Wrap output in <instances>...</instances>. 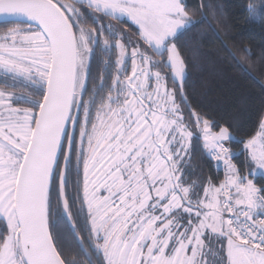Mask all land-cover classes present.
Instances as JSON below:
<instances>
[{
    "label": "snow or ice",
    "instance_id": "6c2138e0",
    "mask_svg": "<svg viewBox=\"0 0 264 264\" xmlns=\"http://www.w3.org/2000/svg\"><path fill=\"white\" fill-rule=\"evenodd\" d=\"M210 8L227 13L225 0H0V264H77L49 227L53 186L73 228L74 210L85 219L79 253L99 264H264V85L249 134L198 99L203 64L252 79ZM238 12L264 19V0ZM230 26L235 46L243 29ZM259 35L258 52L238 51L264 66ZM195 150L217 175H195Z\"/></svg>",
    "mask_w": 264,
    "mask_h": 264
},
{
    "label": "trees",
    "instance_id": "16d2710c",
    "mask_svg": "<svg viewBox=\"0 0 264 264\" xmlns=\"http://www.w3.org/2000/svg\"><path fill=\"white\" fill-rule=\"evenodd\" d=\"M187 3L191 4L194 0H186ZM211 2V0H209ZM241 0H225L227 5V13L217 12L215 15L210 9L204 10V15L207 20L213 25V27L220 34L221 38L224 39L225 43L232 48L233 53L237 59L245 64L248 71L251 73L252 79L243 77L239 71L227 68L226 65L213 66L211 63L203 64L196 72L193 77L194 83L193 88L198 94V99L201 103L209 110L218 109V114L224 116L226 119H231L234 122V126H242L244 134H249L254 130L256 122V111L260 105L261 98V85H264V66L258 63V57H254L252 61H249L241 52L238 51L240 47L239 41H243L245 45L251 42L253 49L258 52L256 47L261 43L259 35L261 26H264V19L258 17H252V22H246L247 13L240 14L238 8ZM253 4H259L260 0H251ZM199 15V13H197ZM91 19V17H89ZM234 21V26L227 28L229 34H236L243 29V36L236 38V45L233 46V41L226 39V29L222 27L223 23H230ZM0 25V28H3ZM252 29L255 32L251 31ZM187 39V37H185ZM189 47H192L189 41ZM99 48V45L96 46ZM206 47L215 49L219 47V41L213 40ZM110 53L98 52L100 58H105ZM97 62L93 64V74L96 76V83H99V72L95 71ZM106 75L109 74L110 69H106ZM257 81L259 83H257ZM110 82V81H109ZM10 85L17 88V91L22 89H29L33 92H37L38 88L26 83L23 80H16L13 84L12 81L8 82ZM91 87V83H90ZM232 143H235L233 141ZM234 159L240 160L242 157L235 156ZM63 160V158H62ZM75 162V158H74ZM193 163L197 165L195 169V175H203L207 177L211 175H217L218 169L214 166L210 167L207 163V157L200 151L195 150L193 152ZM67 175L69 184L75 183L76 177L79 175V169L74 163H69L67 168ZM261 179V178H257ZM58 189L53 186L50 189V218L49 227L53 234L57 237L58 244L63 248L69 249L68 258H77V264H91L88 262L86 257L79 253V246L69 229V226L64 218L61 206L58 202ZM67 198L70 202L74 201L73 191L69 188L67 192ZM73 219L75 220L76 228L75 231H79L81 235L85 232V219L79 210L73 211ZM89 250L92 251L89 245ZM93 257L89 258L93 261L96 259L99 264V256L92 251Z\"/></svg>",
    "mask_w": 264,
    "mask_h": 264
},
{
    "label": "water",
    "instance_id": "95a60500",
    "mask_svg": "<svg viewBox=\"0 0 264 264\" xmlns=\"http://www.w3.org/2000/svg\"><path fill=\"white\" fill-rule=\"evenodd\" d=\"M56 138L58 139V132H57ZM54 155H55V143L52 141L45 143L44 148L42 150L41 161H40L41 168L50 167L52 164ZM67 168H68V166H67ZM61 210H62L64 218H65V220L69 226V229L71 230V232H72V234L76 240L75 229L73 228L72 224L69 222V219H68L67 215L65 214L62 207H61ZM76 242H77V240H76ZM77 244H78L79 249H80V244L78 242H77ZM85 257H86L87 261L90 262L89 258L87 256H85Z\"/></svg>",
    "mask_w": 264,
    "mask_h": 264
},
{
    "label": "rangeland",
    "instance_id": "374dc122",
    "mask_svg": "<svg viewBox=\"0 0 264 264\" xmlns=\"http://www.w3.org/2000/svg\"><path fill=\"white\" fill-rule=\"evenodd\" d=\"M236 156H238V155H236ZM234 157H235V156H234ZM257 178H261V177L258 175Z\"/></svg>",
    "mask_w": 264,
    "mask_h": 264
},
{
    "label": "built area",
    "instance_id": "2783aa9c",
    "mask_svg": "<svg viewBox=\"0 0 264 264\" xmlns=\"http://www.w3.org/2000/svg\"><path fill=\"white\" fill-rule=\"evenodd\" d=\"M221 168H222V165H221Z\"/></svg>",
    "mask_w": 264,
    "mask_h": 264
}]
</instances>
